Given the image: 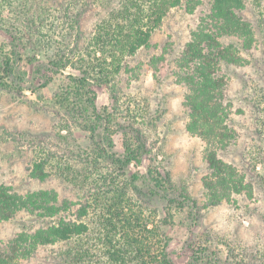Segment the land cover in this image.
Masks as SVG:
<instances>
[{"label":"trees","instance_id":"obj_1","mask_svg":"<svg viewBox=\"0 0 264 264\" xmlns=\"http://www.w3.org/2000/svg\"><path fill=\"white\" fill-rule=\"evenodd\" d=\"M209 1L208 12L176 59L175 72L178 83L187 88L186 129L207 145L210 174L203 182L209 201L201 207L188 186L174 183L158 168L142 176L140 167L158 145L148 135L147 109L131 110L126 125L114 113L123 98V77L133 73L132 60L152 47L155 33L173 10L201 0H0V34L8 39L0 45V88L42 97L41 90L65 78L52 104L57 112L54 135L31 136L0 127V163L29 155L26 170L31 179L57 181L79 194L78 201H72L61 199L53 189L20 194L0 184V222L24 213L41 223L0 242V264L36 258L47 247L56 250V264H172L170 239L157 212L136 196L139 181L144 179L146 196L189 203L198 211L216 208L234 194L252 197L257 184L264 190V173L258 171L260 165L264 168V151L259 143L246 147L244 173L220 157L238 140L227 68L252 65L255 72L244 86V103L255 111V121L264 123V0L253 4L255 25L242 15L246 0ZM95 9L102 14L87 32L84 23ZM161 59L151 58L154 76L160 73ZM97 89L109 94L112 108H98ZM238 111L245 114L244 109ZM77 131L89 135L90 148L79 147ZM115 136L122 137L121 152L116 151ZM108 164L111 172L100 176ZM131 169L137 171L126 178ZM220 243L228 248L226 260L212 251L209 264H264V248L249 255L246 247Z\"/></svg>","mask_w":264,"mask_h":264},{"label":"rangeland","instance_id":"obj_2","mask_svg":"<svg viewBox=\"0 0 264 264\" xmlns=\"http://www.w3.org/2000/svg\"><path fill=\"white\" fill-rule=\"evenodd\" d=\"M41 1L55 4L69 0ZM246 1V9L242 15L255 25L257 15L253 4H256L257 0ZM209 3V0H201L198 5L173 10L161 29L155 33L152 47L132 60L130 68L133 73L123 77V98L118 112H114L116 120L126 125L131 110L140 108L139 112L143 113L147 109L145 116L151 123L148 135L152 140H156L158 145L140 167L142 176L146 175L148 170L158 168L162 174H169L174 183L188 186L191 197L201 207L209 201L208 190L203 182L210 174L205 160L207 145L200 137L190 134L186 129L189 121L185 106L187 88L178 83L175 72L176 59L188 42L191 31L208 12ZM101 14L99 9L92 11L84 23L87 32L96 24ZM6 42L7 37L0 34V45ZM255 54L260 56L261 47ZM153 56L162 58L159 63L160 73L157 76H154L150 68ZM226 72L229 76V95L235 103L232 127L238 133V140L226 151H221L220 157L244 173L246 147H252L253 143L257 142L264 151V123H257L254 119L255 111L251 112L248 103H244V86L250 82L249 77L255 71L252 65H249L246 68H227ZM34 73V69L29 71L32 80ZM64 84L65 78L58 77L48 88L40 91L42 97H37L31 91L20 96L0 88V127L31 136L54 135L57 112L52 104ZM97 95L99 109L112 108L113 104L107 92L97 89ZM239 109H244L245 114L239 113ZM76 139L81 149L90 148L89 135L85 136L81 131H77ZM114 140L116 151H123L122 137L115 136ZM29 157L26 155L21 160L1 162L0 184L20 194L53 189L59 193L61 199L78 201L79 194L74 188L57 181L41 183L31 179L26 170ZM105 167L100 176L104 177L111 172L110 164ZM136 171H127L126 178H130ZM258 171L264 173L263 165L258 167ZM137 184L141 195L136 193V196L142 198L149 210L157 212L158 222L170 239L168 251L172 264H209L214 258L212 251H216L224 262L228 248L220 243L221 240L238 248L246 247L249 255L264 248V190L258 184L254 187L252 197L234 194L220 206L201 211L195 210L189 203H169L161 197L146 196L149 191L144 185V179ZM40 225L37 219L24 213L12 221L0 222V242L6 243L19 233L34 230ZM204 250H208V253H204ZM195 252L202 253L196 255ZM55 253L54 247L42 248L36 258L19 260L14 264H56ZM194 256H199L195 257L200 258L199 261H194ZM246 256L241 255L242 258ZM249 259L252 260L251 257Z\"/></svg>","mask_w":264,"mask_h":264}]
</instances>
